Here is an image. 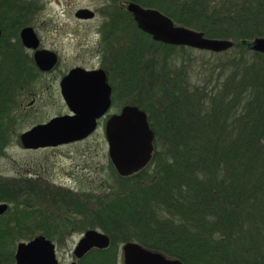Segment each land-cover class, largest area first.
Returning <instances> with one entry per match:
<instances>
[{
    "label": "trees",
    "instance_id": "obj_1",
    "mask_svg": "<svg viewBox=\"0 0 264 264\" xmlns=\"http://www.w3.org/2000/svg\"><path fill=\"white\" fill-rule=\"evenodd\" d=\"M27 7L0 0V131L3 116L15 108L4 91L28 87L42 73L18 35L29 23ZM232 7L218 22L233 21L234 30L194 26L208 37L233 39L222 52L165 44L135 29L136 37L122 48L120 67L124 75H139L142 65L151 73L145 95L127 100L147 113L154 132L151 160L127 176L110 164L117 181L110 187L114 200L103 210L88 208L90 199L81 202L74 195L64 204L66 217H43L47 225L0 233V256L13 260L12 251L2 248L36 230L63 241L68 234L50 230L47 222L72 226L73 214L88 211L98 219L88 226L103 229L111 244L79 264H117L118 243L128 240L184 264H264V54L248 44L264 35V0H240ZM193 52L225 58L203 62L204 79L189 84L184 63ZM7 200L17 210V200Z\"/></svg>",
    "mask_w": 264,
    "mask_h": 264
},
{
    "label": "rangeland",
    "instance_id": "obj_2",
    "mask_svg": "<svg viewBox=\"0 0 264 264\" xmlns=\"http://www.w3.org/2000/svg\"><path fill=\"white\" fill-rule=\"evenodd\" d=\"M18 1L29 6L27 7L29 10L26 14V18L29 20L27 25H31L38 37H40V45L55 50L59 57L58 64L54 69L48 73L39 74L33 81H31V83H55L59 81L64 72L75 65L92 66L96 64L97 59L92 58V50L88 45L89 41H91L90 38H93L95 26L98 24L100 18L97 17L93 21L84 22L76 18L74 13L80 6L87 4L99 6L103 0ZM216 1L222 7H227V9L231 7L232 11V5L240 0ZM236 26L237 25L233 21H230L229 23H226V21L223 23L217 21L215 24L217 30L226 27L234 30ZM130 34L132 35V32L130 33L124 29H122L119 34L118 41L120 44V55L122 54V48L127 45L126 41ZM90 54H92V56ZM149 55L150 54H147L146 57ZM224 56L225 55L221 54L220 56L213 58L209 54H203V52H193L191 56L192 61L190 60V63H184L187 70L186 76L189 84H196L197 81L201 82L204 79L202 77L205 72L199 71L203 62L210 60L211 62L216 61L218 63L225 58ZM178 64H180V62ZM146 72L147 69L143 67V65L140 69L139 75L138 73L136 75L132 74L130 71L124 75V72L120 69V81L121 83H125V86L131 88L135 92V95H133L134 97H136V95L139 96L138 94L145 95L147 91V88H144V84L151 82V73L149 71ZM32 87L33 86L14 89L13 91L11 90L13 96L12 103L13 106L15 104V108L12 109L10 115L11 117L13 116L12 119L14 120H9V114L4 115L1 123L3 131H5L6 127L8 128V126L11 127L13 125L11 129L14 130V132H12V134H17V132L19 133L33 123L42 120L45 117L47 118L54 113L56 105H52L53 102H51L48 97L49 91L39 89L38 85L36 87L37 91L40 92L38 101L34 106L30 107L29 110L22 108V105L19 103V101L21 102V96H19V93L21 91L29 90ZM123 87L124 86L122 85L121 89H123ZM18 113L19 119L17 120L18 116H15ZM10 140L12 142H10L7 148H5V155H0V170L4 176H16V169L24 164L36 167L42 165L49 169V175L52 180L64 182L72 186L80 195L78 196L83 197L82 202H84V200L88 202L90 199V202L87 205L90 209L103 210L108 206L109 202L114 200V194H112L110 187L112 184H115L117 179L113 170L110 168L111 161L108 156L107 143L102 127L81 142L44 150H23L18 144L16 135L11 136ZM69 173L72 174L71 177H68ZM89 194L91 196L90 198H88ZM86 214V216L73 214L77 219V224L91 227L88 225L97 223V218H90L88 211ZM66 216L67 215L60 217L63 218ZM95 228L104 231L100 227L95 226ZM81 235L82 231L78 229L69 234L60 244L55 243L59 264H69L71 261L75 260L72 250ZM17 242L15 241L14 244L16 245ZM121 243L122 242L118 243L117 264H123ZM14 244H7L2 248V252L12 251L13 248L14 253ZM92 256L93 255H91V257ZM86 259L90 260L91 258L87 257ZM0 264L15 263L14 259L11 260L9 254L5 253L0 256Z\"/></svg>",
    "mask_w": 264,
    "mask_h": 264
},
{
    "label": "water",
    "instance_id": "obj_3",
    "mask_svg": "<svg viewBox=\"0 0 264 264\" xmlns=\"http://www.w3.org/2000/svg\"><path fill=\"white\" fill-rule=\"evenodd\" d=\"M138 28L151 35L154 41L169 45L187 46L194 49L222 52L231 48L230 38L207 37L203 32L190 27L176 25L164 14L151 9H143L137 4L129 5ZM76 18L93 16L88 8H78ZM2 30L0 28V36ZM24 47L33 50V59L41 71L52 69L57 63V53L39 48V38L31 25L20 28L18 33ZM251 50L264 54V35L249 41ZM75 89L91 91L94 88L103 95L90 97L79 102L71 101L67 92L71 85ZM94 84V86L92 85ZM61 90L71 115L51 118L45 123L36 124L20 135L21 143L27 148L56 146L80 140L88 136L96 127V120L110 104V87L102 69L86 70L80 66L71 68L60 80ZM105 137L108 156L120 176L133 174L144 168L151 160L154 145V132L150 127L145 110L135 104H126L118 113L112 114L105 124ZM6 204H0V212ZM107 234L94 228L87 229L74 248V255L82 257L90 248L108 246ZM123 264H184L180 259L169 257L151 250L137 241H126L122 245ZM15 264H58L54 244L40 234L28 241H20L16 246ZM70 264H75L72 262Z\"/></svg>",
    "mask_w": 264,
    "mask_h": 264
},
{
    "label": "flooded vegetation",
    "instance_id": "obj_4",
    "mask_svg": "<svg viewBox=\"0 0 264 264\" xmlns=\"http://www.w3.org/2000/svg\"><path fill=\"white\" fill-rule=\"evenodd\" d=\"M130 4H137L143 9L156 10L164 14L165 16L169 17L174 24L190 27L195 30L198 29H196V27L194 26L216 24L217 21H220L219 18L222 16V14L228 16L229 13L231 12V7L228 9L227 7H222L217 3L216 0H103L99 6L89 5V4L80 6L79 8L84 7L93 11L92 17L84 18V19L78 18L80 21L89 22L95 20L97 17L100 18L98 24H96L95 26L93 38H90L91 41H89V45H88V47L92 50L93 56L92 54L90 55L92 56V58L97 59V62L92 66H86V65H75V66H80L86 70L102 69L104 71L106 76V82L110 87L109 107L107 108V110L104 112L103 115L97 118L96 127L93 130V132H91L88 136L80 140H75L72 142L63 143L56 146L27 148L24 147L23 144L21 143L20 140L21 133L30 129L36 124L45 123L53 117L66 115V114L71 115L73 113V111L67 105L66 100L64 99L61 90L60 80L71 68L75 66L71 67L66 72H64L61 75L58 82L55 83L47 82L42 84L36 82H32V83L30 82L26 84V86L28 87L33 86V87L29 90L21 91L19 93V96H21V102L19 101V103L22 105V108L29 110V108L34 106V104L38 101L39 99L38 96L40 95L39 94L40 92H38L36 88L38 85L39 89L49 91L48 97L50 98V101L53 102L52 105L53 104L56 105L54 113L47 118L45 117L42 120L33 123L31 126L20 131L19 133L17 132V134H12V132H14V130L11 129L13 125L11 127L7 125L8 128L6 127L5 131H0V145H1L0 155L2 154L5 155V148H7L9 143L12 142L10 140L11 136H15V135L17 137L18 144L21 146L23 150L26 151L58 148L64 145L78 143L93 135L101 127L103 129V133L105 137V124L108 118L112 114L118 113L122 106L126 104H130L127 103V100L130 99L133 95H135V92L131 88H128L127 86H125L126 85L125 83H121L120 81L121 67H120V53H119L120 44L118 41L119 34L121 30L124 29L126 31H129L130 33L132 32V35L130 34L129 37H136L135 29L138 28L136 20L134 18V14L129 9ZM198 31H201L204 34V31L202 30H198ZM149 36L152 37L151 35ZM38 38L40 40V37ZM40 44H41V40L39 42V48H46V47H42ZM26 49L33 58V50L28 48ZM50 50L56 52L53 49ZM58 61H59V57L57 63L52 69L56 67ZM52 69L42 71V73H48ZM70 85H71L70 87L71 89L69 90V92H67V94L71 101L79 102L80 99L85 100L88 99L89 96L95 98L96 96L103 95V92H98L94 88H92L91 91H85V90L75 89L73 88L72 84ZM92 85L94 86V84ZM122 85L124 86L123 89H121ZM4 92L6 94L9 93L12 94L11 92H9V90ZM8 117L10 118L9 120L12 121L14 120L12 119L13 116L11 117L10 114L8 115ZM15 117H17L18 120L19 113ZM107 149H108V145H107ZM15 175L16 176H12V177L4 176V174L0 170V204L2 203L6 204V208L0 212V233L19 232L20 230L26 231L35 224L47 225L46 222L41 221L40 218L50 217V216L60 217V216L68 215V213L65 212V207H64L65 202L68 201L70 198H72V196L79 195L76 192V190L73 189L72 186L64 182H57L55 180H52V178H50L49 175V169L45 168L42 165L39 167L32 165L27 166L25 164L21 165L19 168L16 169ZM71 175L72 174L69 173L68 177H71ZM8 197L12 200H17V210L14 209L13 207L14 204L10 203L7 200ZM82 200L83 197L81 196L80 201L82 202ZM47 223L51 224L49 225L50 230L65 235L66 234L69 235L78 229L82 231V235L89 228H94L98 231H102L95 227H87L85 225H79L77 224L78 223L77 221H75L72 224V226H56L52 224L53 223L52 221H49ZM36 232H37L36 235L30 238H23V239L21 238L19 240H16V242L28 241L34 238L35 236L42 234L41 232H39V230H36ZM44 236L49 240H51V242L54 244L55 256L58 261L55 243L60 244L66 239L67 236L63 237L64 239L63 241H55L47 237L46 235ZM108 237L110 239L108 246L103 248L92 247L80 258H77L73 253L74 248L77 245L76 243L72 250L75 260L71 261L70 263L75 262V264H79V262L82 259L87 258V256L90 253H95L98 252V250L107 249L111 244V238L109 235ZM128 241H132V240H128ZM18 242L16 243V245L14 244L15 245L14 253L12 248L14 263H15V251ZM124 242L121 243V254H122V245ZM117 254H118V246H117ZM122 263H123V255H122Z\"/></svg>",
    "mask_w": 264,
    "mask_h": 264
}]
</instances>
